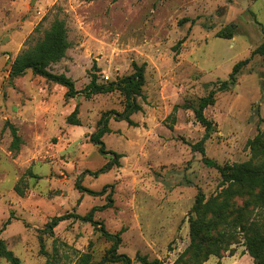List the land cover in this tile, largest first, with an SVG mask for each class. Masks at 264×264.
Here are the masks:
<instances>
[{"label":"rangeland","instance_id":"rangeland-1","mask_svg":"<svg viewBox=\"0 0 264 264\" xmlns=\"http://www.w3.org/2000/svg\"><path fill=\"white\" fill-rule=\"evenodd\" d=\"M32 1L0 0L1 238L22 264H82L87 256L89 264H121L103 262L112 243L90 223L71 217L47 228L54 217L84 216L111 195L112 207L95 218L111 233L123 231L119 253L134 264L140 256L173 264L190 245L199 191L208 199L222 182L193 150L205 128L185 106L197 108L212 89L231 82L235 64L250 58L205 110L215 124L205 154L219 165L247 162L248 141L264 130V54L253 55L264 43V0ZM55 20L65 21L70 48L49 69L72 78L79 91L92 73L108 85L131 75L133 63L146 65L136 126L112 117L103 137L107 150L122 156L120 165L99 176L111 158L91 136L106 112L123 111L125 96L116 90L68 100L65 87L31 71L9 78V61L41 41ZM229 25L234 38H219ZM76 106L80 126L67 121ZM12 125L22 138L19 152L11 148ZM78 182L93 191L112 188L96 197L79 191ZM243 243L204 264H255ZM0 264L9 263L0 258Z\"/></svg>","mask_w":264,"mask_h":264},{"label":"trees","instance_id":"trees-1","mask_svg":"<svg viewBox=\"0 0 264 264\" xmlns=\"http://www.w3.org/2000/svg\"><path fill=\"white\" fill-rule=\"evenodd\" d=\"M183 22L184 20L180 21L179 24ZM234 35V28L229 25L221 30L217 36L231 40ZM181 43L182 41L174 47L175 50ZM69 48L66 23L62 20H55L41 41L37 42L33 48L19 54L13 61H9L11 63L9 78L13 81L31 71L47 82L65 87L67 89L65 96L68 100L80 95L90 98L93 95L110 93L116 90H119L125 96L123 111L106 112L99 122L98 130L91 136V143L98 146L101 155L111 158L106 166L94 173L95 176H99L111 171L116 165H120L119 160L122 156L115 151L107 150L103 137L111 133L109 122L112 117H115L118 121H126L128 124L136 126L132 116L143 110V107L138 103V97H142L146 65L139 66L137 63H133L134 72L131 75L124 77L118 83L113 82L108 85L99 84L97 73H92L90 84L83 91H79L76 89L72 78L66 74L53 73L49 69L52 64H56L66 57ZM258 53L264 54V43L253 52V55ZM249 62L250 58L235 64L230 75L231 82H223L218 89H212L207 96L199 100L197 108L185 106L186 109H194L196 119L205 128L203 139L193 146V150L199 151L203 155V161L207 166L219 171L222 182L221 191L208 199L202 191H199L189 216L190 245L173 264H204L212 256L223 258L224 254L230 251L231 246L240 242V238L244 239L243 245L246 252L252 257L255 264H264V130H259L258 134L248 141L252 157L244 163L219 165L206 156L203 146L215 132V124L205 116V110L215 104L217 92L228 89L232 83L235 84L237 75ZM79 113V106H76L67 119L70 125H81L78 118ZM11 132L13 135L11 148L19 152L22 138L13 125L11 126ZM86 173L88 171L83 175ZM76 186L82 193H88L96 197L104 196L108 188H112L111 185H106L101 191H93L83 187L80 182ZM239 199L243 201L242 205L237 204ZM113 202L110 195L107 204L92 208L84 216H56L48 223L47 228L52 231L59 223L71 217L90 223L102 237L112 243L110 249L104 255L103 262L134 264L130 256L119 253L123 231L111 233L103 222L95 218L97 212L112 207ZM10 224L11 220L9 219L3 228L5 229ZM232 252L230 251V253ZM0 258L6 259L9 264H22L21 259L8 248L1 236ZM89 259V256L85 257L82 264H89ZM138 261L141 264H161L159 259L150 260L148 256H140Z\"/></svg>","mask_w":264,"mask_h":264},{"label":"water","instance_id":"water-1","mask_svg":"<svg viewBox=\"0 0 264 264\" xmlns=\"http://www.w3.org/2000/svg\"><path fill=\"white\" fill-rule=\"evenodd\" d=\"M32 3H34V0L32 1Z\"/></svg>","mask_w":264,"mask_h":264},{"label":"built area","instance_id":"built-area-1","mask_svg":"<svg viewBox=\"0 0 264 264\" xmlns=\"http://www.w3.org/2000/svg\"><path fill=\"white\" fill-rule=\"evenodd\" d=\"M108 79V78H107Z\"/></svg>","mask_w":264,"mask_h":264}]
</instances>
